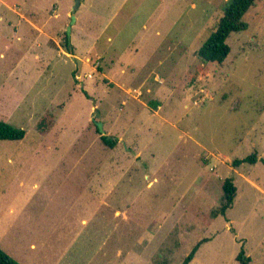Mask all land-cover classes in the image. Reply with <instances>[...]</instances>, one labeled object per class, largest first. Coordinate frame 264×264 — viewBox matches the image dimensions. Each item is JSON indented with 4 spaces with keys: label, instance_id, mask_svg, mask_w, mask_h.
Listing matches in <instances>:
<instances>
[{
    "label": "rangeland",
    "instance_id": "374dc122",
    "mask_svg": "<svg viewBox=\"0 0 264 264\" xmlns=\"http://www.w3.org/2000/svg\"><path fill=\"white\" fill-rule=\"evenodd\" d=\"M75 1L0 0V120L27 131L0 140V247L181 264L210 237L191 264H264V163L232 164L264 158V0L222 63L197 51L230 0H81L71 51Z\"/></svg>",
    "mask_w": 264,
    "mask_h": 264
},
{
    "label": "trees",
    "instance_id": "16d2710c",
    "mask_svg": "<svg viewBox=\"0 0 264 264\" xmlns=\"http://www.w3.org/2000/svg\"><path fill=\"white\" fill-rule=\"evenodd\" d=\"M257 3V0H230L224 9L223 15L219 18L216 26L212 29L208 38L200 46L197 53L199 58L203 61L222 63L231 52V46L228 43V38L234 32H240L248 28L247 22L244 20L245 14ZM67 42H68V38ZM86 96L90 97L85 91ZM155 107L157 105L155 104ZM27 131L23 128L16 127L4 120H0V140H19L26 136ZM103 141L110 147H114L117 140L108 138L102 135ZM258 161L264 163V158H259L257 153H252L244 158H237L233 160V166H240L242 163L255 164ZM223 191L225 200L221 206V214L226 216L227 210L234 204L237 195V186L233 178L225 179L223 183ZM208 238L201 239L191 250V252L184 258L181 264H190L195 257L201 244L206 242ZM236 259L241 264H252V258L248 256L242 248L238 253ZM0 264H21L9 253L0 247Z\"/></svg>",
    "mask_w": 264,
    "mask_h": 264
},
{
    "label": "water",
    "instance_id": "95a60500",
    "mask_svg": "<svg viewBox=\"0 0 264 264\" xmlns=\"http://www.w3.org/2000/svg\"><path fill=\"white\" fill-rule=\"evenodd\" d=\"M81 4V0H76L75 1V6L73 8L74 13L71 15V22L69 26L67 27V38H68V47L69 50H73V45H72V28L75 22L77 21V16H76V11L78 10L79 6ZM96 125L99 129V131L102 133V135L105 134V130L103 128V123L100 121H96ZM108 138H111V136H107Z\"/></svg>",
    "mask_w": 264,
    "mask_h": 264
},
{
    "label": "crops",
    "instance_id": "0c3cea01",
    "mask_svg": "<svg viewBox=\"0 0 264 264\" xmlns=\"http://www.w3.org/2000/svg\"><path fill=\"white\" fill-rule=\"evenodd\" d=\"M32 25H34V27H37V28H39L38 27V25L36 24V23H32ZM75 35V36H74ZM87 35V37H88V34H86ZM73 36H74V38L76 37V33L75 32H73ZM79 37V34H77V38ZM228 228H229V226H228ZM205 238H208V240L207 241H209L210 240V237H205ZM206 241V242H207ZM205 243V242H204ZM199 250V249H198ZM196 255V254H195ZM195 258V257H194ZM193 258V259H194ZM193 262V260L190 262V264Z\"/></svg>",
    "mask_w": 264,
    "mask_h": 264
}]
</instances>
